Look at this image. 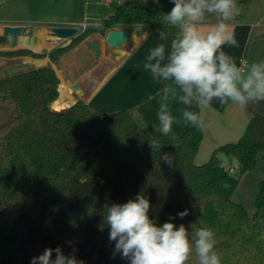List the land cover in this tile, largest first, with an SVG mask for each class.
Listing matches in <instances>:
<instances>
[{
    "label": "trees",
    "instance_id": "1",
    "mask_svg": "<svg viewBox=\"0 0 264 264\" xmlns=\"http://www.w3.org/2000/svg\"><path fill=\"white\" fill-rule=\"evenodd\" d=\"M173 6L171 0H128L66 45L0 55L56 63L92 35L135 25L143 33L165 31L170 46L177 30L163 15ZM60 83L51 64L0 78V264H31L57 247L84 264H130L114 255L103 211L106 203H126L140 193L158 225L175 217L171 222L184 224L190 237L200 227L214 230L221 264H264V114L253 112L238 141L218 146L199 164L202 128L187 125L174 140L172 134L151 135L125 109L99 112L79 98L56 110ZM190 110L201 118L200 105ZM153 142L158 146L151 148ZM164 152L176 155L174 168L160 160ZM260 156L263 177L251 215L234 198L240 179L230 168L236 163L241 174L251 172ZM185 209L189 214L181 219L177 213ZM188 264H198L194 252Z\"/></svg>",
    "mask_w": 264,
    "mask_h": 264
},
{
    "label": "clouds",
    "instance_id": "2",
    "mask_svg": "<svg viewBox=\"0 0 264 264\" xmlns=\"http://www.w3.org/2000/svg\"><path fill=\"white\" fill-rule=\"evenodd\" d=\"M158 3V0H156ZM174 5L164 13L165 24L177 31L170 46L159 43L149 50L143 67L152 78L163 83L156 94L159 97L158 126L153 131L165 136L172 134L176 121L170 109L171 101L186 106L182 110L185 125L200 129L203 122L195 105L208 106L214 99L229 101L241 107L264 101V61L253 62L246 68L223 51V46L237 45L234 33L226 21L239 14L237 0H171ZM215 15L219 22L204 25L207 17ZM159 31L161 41L168 33ZM149 99H156L150 97ZM172 139L177 137L172 134ZM153 142L150 147H157ZM160 160L169 168L176 166V155L161 153ZM150 201L138 194L126 203L104 206V225L110 229L109 240L115 241L114 255L120 254L130 264H188L193 252L198 264H221L216 250L215 233L209 227L197 228L190 237L184 224L171 222L158 225L149 216ZM189 214L185 209L181 219ZM71 243V242H69ZM53 251L56 253L52 258ZM31 264H84L74 255H65L60 247L46 248Z\"/></svg>",
    "mask_w": 264,
    "mask_h": 264
},
{
    "label": "crops",
    "instance_id": "3",
    "mask_svg": "<svg viewBox=\"0 0 264 264\" xmlns=\"http://www.w3.org/2000/svg\"><path fill=\"white\" fill-rule=\"evenodd\" d=\"M125 1L128 0H111L108 3L103 0H0V33L6 25L35 26L42 30V35H44V30L53 26H74L78 27L81 32L84 30V23L96 24L103 18L109 17L117 6ZM237 4L240 9L239 14L226 21L234 33L237 45L226 44L223 46V51L233 57L237 66H240L241 58H245L248 65L264 61V0H237ZM217 22H219V17L212 15L207 17L203 24L209 25ZM128 27L136 29V34L132 36L128 44L121 48V52H115L106 43L105 36L95 34L89 39L100 41V57H96L84 41L64 54L56 63H53L49 57L0 55V65L4 64L6 69H11L22 63H28V67L51 64L60 77V86L63 83L65 85V100L68 101V104L62 107L53 106L62 95L59 86V97L52 104L54 109L68 108L80 98L99 112L128 110L148 133L154 136L161 135L154 132L153 127L158 126L159 123L156 115L159 97L156 94L162 85L161 82L152 78L150 72L144 69L143 64L149 50L165 42L160 40L157 29L143 33L140 26ZM42 37L44 39L45 36ZM68 43L69 41L59 45ZM42 45V48L38 47L34 51L42 52L43 49H47L48 42L44 41ZM0 50L15 49L0 48ZM10 61L15 62L11 64ZM98 69L100 72L90 77ZM75 82L80 83L83 92L72 90ZM154 96L156 99H149ZM185 108L186 106L178 101L170 102L171 112L177 121L172 126L174 135H181L187 128L182 118V110ZM200 112L203 122V140L196 156V162L199 164L206 162L218 146L238 141L245 132L253 112L264 114V101L241 107L231 101L224 106V103L214 99L208 106L200 105ZM222 160L224 163L228 162L224 155ZM236 165V163L233 164L235 170ZM257 165L260 166L258 168L260 170L250 179V185L253 183L251 189L254 196L257 195L259 183L263 177V162ZM240 186L241 183L234 198L243 202L238 196L241 191Z\"/></svg>",
    "mask_w": 264,
    "mask_h": 264
},
{
    "label": "water",
    "instance_id": "4",
    "mask_svg": "<svg viewBox=\"0 0 264 264\" xmlns=\"http://www.w3.org/2000/svg\"><path fill=\"white\" fill-rule=\"evenodd\" d=\"M50 35L54 37L55 42L71 41L72 38L80 33V29L74 26H53L48 28ZM136 34V29L128 27L123 29H114L105 36L106 43L114 49L115 52H121V48L128 44L133 35ZM44 39L42 37V30L31 25H6L0 33V48L18 49L28 48L37 50L42 48ZM86 45L92 50L96 57H100L101 44L96 39H87ZM28 63H22L18 66H27ZM74 92H83L80 83L75 82L72 85Z\"/></svg>",
    "mask_w": 264,
    "mask_h": 264
},
{
    "label": "rangeland",
    "instance_id": "5",
    "mask_svg": "<svg viewBox=\"0 0 264 264\" xmlns=\"http://www.w3.org/2000/svg\"><path fill=\"white\" fill-rule=\"evenodd\" d=\"M42 36H45L44 41L48 42V46L46 47L48 50H52L53 48L60 46L59 44L67 43V41H62V40H60L58 43H56L54 37H52L50 35V32L48 31V29L44 30V35H42ZM7 57H9V56H7ZM14 62L15 61H10L11 64ZM31 68H33V67H31V66H29V67L28 66H20V67H16V68L6 69V66L3 64V65H0V78H4V77L10 76V75H13L15 73H18L20 71L28 70ZM99 72H100V69L93 72L90 77L96 76ZM261 162H263V159L260 156L258 159V164H261ZM258 168H260V166L258 167V165H257L253 171L241 174L238 170V166L236 165V172H237V175H238V177L240 179V183H241V186H240L241 191L238 193V196L240 198H242V201L244 203L241 201H238L236 199L235 200L238 202H241L248 209V211L251 215H254L255 211H256V208H255L256 196H254V194L252 192L251 188H252L253 183L250 185V182H251L250 179L252 178L251 176H256L257 172H259L260 169H258ZM247 174H250V175H247ZM247 176H250V177H247ZM244 178H247V179H244ZM260 219H261V226L263 228L262 240H263V245H264V213L261 214ZM114 248H115V245L113 246V250H114Z\"/></svg>",
    "mask_w": 264,
    "mask_h": 264
},
{
    "label": "bare ground",
    "instance_id": "6",
    "mask_svg": "<svg viewBox=\"0 0 264 264\" xmlns=\"http://www.w3.org/2000/svg\"><path fill=\"white\" fill-rule=\"evenodd\" d=\"M60 91H61L62 95H61V98L53 104V106L55 108H59V107H62L64 105L68 104V101L65 100V98H66V88H65L64 83L60 86Z\"/></svg>",
    "mask_w": 264,
    "mask_h": 264
},
{
    "label": "built area",
    "instance_id": "7",
    "mask_svg": "<svg viewBox=\"0 0 264 264\" xmlns=\"http://www.w3.org/2000/svg\"><path fill=\"white\" fill-rule=\"evenodd\" d=\"M103 1H105L106 3H108V2H110L111 0H103ZM87 26H88V23H87V22L83 24V28H84V29H85ZM247 65H248L247 60H246L245 58H241L240 66H239V67L246 68ZM230 170L233 171L234 168H230Z\"/></svg>",
    "mask_w": 264,
    "mask_h": 264
}]
</instances>
